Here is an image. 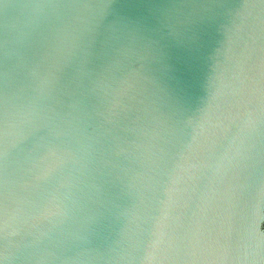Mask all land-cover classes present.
<instances>
[{
	"label": "water",
	"instance_id": "obj_1",
	"mask_svg": "<svg viewBox=\"0 0 264 264\" xmlns=\"http://www.w3.org/2000/svg\"><path fill=\"white\" fill-rule=\"evenodd\" d=\"M0 264H264V0H0Z\"/></svg>",
	"mask_w": 264,
	"mask_h": 264
}]
</instances>
